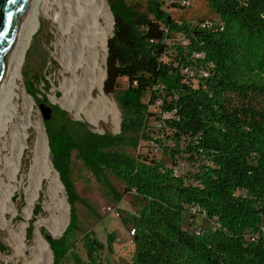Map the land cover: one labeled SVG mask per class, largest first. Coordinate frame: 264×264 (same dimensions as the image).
I'll list each match as a JSON object with an SVG mask.
<instances>
[{
	"label": "trees",
	"instance_id": "trees-1",
	"mask_svg": "<svg viewBox=\"0 0 264 264\" xmlns=\"http://www.w3.org/2000/svg\"><path fill=\"white\" fill-rule=\"evenodd\" d=\"M106 1L113 28L102 90L121 113V133L85 131L76 142L43 119L70 207L61 236L41 229L52 264H66L68 256L73 264H111L103 251L113 250L112 235L106 246L87 235L84 257L77 248L78 197L68 175L72 149L98 179L108 171L140 198L136 213L124 220L134 230L130 264H264V0H204L215 14L210 20L176 18L164 0H146L143 13L125 0ZM23 77L26 93L39 103L35 88L41 82L48 89L47 81ZM151 106L160 110L161 139L148 136ZM135 133L152 140L173 166L113 151L138 147V137H129ZM181 161L191 164L185 173ZM197 218L209 224L184 227Z\"/></svg>",
	"mask_w": 264,
	"mask_h": 264
},
{
	"label": "rangeland",
	"instance_id": "rangeland-1",
	"mask_svg": "<svg viewBox=\"0 0 264 264\" xmlns=\"http://www.w3.org/2000/svg\"><path fill=\"white\" fill-rule=\"evenodd\" d=\"M71 1L73 0H43V3L38 7V29L27 49L16 92L11 99L10 105H8L7 111H3L2 114L0 113V264H45L49 256L48 253L40 251L36 244L37 222L40 219H50L52 217L67 221L64 229L57 236L52 235L47 227H40L39 235L41 238H43L41 229H44L53 238L61 236L70 222V207L63 186V197L67 208L63 210L57 209L56 211L51 209L52 205L56 204L51 201L47 194V181L44 182L42 191L39 193L32 208L27 204L28 194L32 193L31 183L28 178L31 159L30 149L26 150L23 163L16 172L17 174L12 171V147L14 146L15 129H17L20 117L24 115L22 108L27 97H30L34 102L31 121L32 123L42 125L47 144L48 138L43 124V115L39 109L40 104L53 109L49 118V124L53 131L64 129L76 142L85 135V131L96 135L111 136L121 133V113L112 96L104 94L110 100H102L101 103H97L96 105H93L92 102L87 104V106L84 105V110L80 114L81 118L62 108L56 102L63 95L62 91L59 90L61 82L64 77L70 76V74L65 72V67L62 63V61H65L63 55L65 48L68 49V53L70 51L75 53L87 52L86 56L89 55L90 63L96 59L101 64L104 61L105 66L106 51L102 47V43H98L95 48L88 51L85 47L82 48L75 42L78 40L76 33L80 29L79 26L81 24L77 26L78 28H71V31L74 30L76 33L74 31L65 33L64 29L66 28L68 18L72 17V20L76 19H74V15H71L68 10L69 2ZM125 1L133 5L140 12H146V0ZM108 10L110 14L101 15L97 18V23L95 22L97 30L99 29L101 33H108L107 38L111 35L113 28V18L109 7ZM172 15L176 18L194 20H210L215 18V14L208 8L204 0H193L190 6L183 8L181 11L172 12ZM79 22L81 23V21ZM100 32L98 33L100 34ZM24 72L28 73L29 77L35 76L36 79H45L48 83V89H45V85L41 82L35 88L40 92L37 96L40 99L39 103H36L25 91L27 82H25L23 77ZM84 75L85 73L82 68L78 71V77L84 78ZM95 75L98 76L99 74L95 72ZM125 86V80L121 79L120 88ZM98 94V91L94 93L93 98L95 100H97ZM44 96L46 100L42 99ZM54 108L64 112L65 116L58 115L54 111ZM149 111L154 113V115L148 120V127L151 129V132H148V136L150 139L154 137L161 139V135H158L160 132H157V130L161 129L158 118L161 116L160 110L155 106H151L149 107ZM87 115H99L98 123L92 125L85 119ZM167 116L163 114L161 118H166ZM29 133L30 138L28 141L32 148L37 137V130L31 127ZM129 137H138V147H116L113 151L117 155L135 159L139 153H142L159 158L168 166H173L172 161L162 155L152 140L145 139L136 133L130 134ZM178 166L183 173L191 168V164L185 161H181ZM68 175L78 197V200L74 204V215L79 239L77 248L81 255L85 256L81 241L87 235L95 237L105 246L107 245L108 236L112 235L114 238L113 250L109 252L105 248L103 256L111 264H130L133 244L132 237L129 236V230L132 226L124 220L136 213L140 206V198L133 191L125 192L124 183L116 179L108 171H105L103 179H98L93 170L84 165L75 149L69 152ZM108 208H112L114 211L110 212ZM29 210L30 218L26 228L23 230V224L26 222L24 216ZM35 211H39V213L34 215ZM33 219L32 234L28 238L27 228ZM189 220L187 219L184 222V227L187 229H202L209 224L207 218H197L195 225L191 227ZM17 244L20 246L19 251L15 249ZM65 263L73 264L70 256L66 258Z\"/></svg>",
	"mask_w": 264,
	"mask_h": 264
},
{
	"label": "bare ground",
	"instance_id": "bare-ground-1",
	"mask_svg": "<svg viewBox=\"0 0 264 264\" xmlns=\"http://www.w3.org/2000/svg\"><path fill=\"white\" fill-rule=\"evenodd\" d=\"M43 3V0H32L31 6L27 11V16L22 22L18 31L15 44L12 48L10 58L6 65V71L4 77L0 83V113L6 112L8 105H10L11 99L16 92L17 84L19 81V75L23 66L24 58L27 53V49L31 43V40L38 29V7ZM68 10L72 17L68 18L66 23L65 33H69L71 28H78L76 33L78 40L75 41L82 48L86 50H92L98 43H102V47L105 49L107 40V34L101 33L97 30V24L95 22L101 15L105 16L110 14L108 6L105 0H73L69 2ZM67 8V7H66ZM70 16V15H69ZM81 21V23L79 22ZM97 23V22H96ZM71 31V32H73ZM100 32V34L98 33ZM75 35V37H76ZM74 42V41H73ZM71 42V43H73ZM78 47V46H77ZM68 49H64V62L62 61L65 72L70 74L69 77H64L59 90L63 95L60 100H56L60 106L75 116L81 118V111L84 110V105L87 106L90 102L93 105L101 103L102 100H110L106 97L102 90V82L104 80V61L97 62L96 59L92 63L89 62L86 53H75ZM91 58V57H90ZM84 70V78L78 77V71ZM95 72L99 75L96 76ZM98 91V98H93L94 93ZM34 102L30 97L23 103L24 115L20 117L15 129L14 146L12 147L13 153V172L16 173L23 163V159L27 149L31 150L30 165L28 178L31 183L32 193L28 194L27 204L32 208L33 204L37 200L39 193L42 191L45 181L48 182L47 194L51 201L56 204L52 205V210H63L67 208V204L63 197V187L58 178V174L55 171L48 149L47 140L43 131V127L39 123H32L31 116L33 111ZM89 106V105H88ZM85 119L92 125L98 123L99 115H87ZM34 127L37 130V137L31 148L29 144L30 133L29 129ZM3 150V148H1ZM11 166V167H12ZM12 169V168H11ZM12 172V173H13ZM17 174V173H16ZM15 174V175H16ZM26 222L23 224V230L26 228L29 218L30 210L25 214ZM65 220H59L54 217L50 219H40L36 224V244L40 251L48 253V260L45 264H51V253L47 243L39 235L40 227L45 226L49 229L52 235L57 236L61 233L66 225ZM17 251L20 250V246L15 247Z\"/></svg>",
	"mask_w": 264,
	"mask_h": 264
},
{
	"label": "water",
	"instance_id": "water-1",
	"mask_svg": "<svg viewBox=\"0 0 264 264\" xmlns=\"http://www.w3.org/2000/svg\"><path fill=\"white\" fill-rule=\"evenodd\" d=\"M31 2L32 0H0V83L4 77L6 65L15 44L18 31L27 16ZM39 109L42 112L43 119L48 120L52 109L44 104H40Z\"/></svg>",
	"mask_w": 264,
	"mask_h": 264
},
{
	"label": "built area",
	"instance_id": "built-area-1",
	"mask_svg": "<svg viewBox=\"0 0 264 264\" xmlns=\"http://www.w3.org/2000/svg\"><path fill=\"white\" fill-rule=\"evenodd\" d=\"M191 1L193 0H164V6L166 8V11L172 13L174 11H181L183 8L188 7L191 5ZM179 5V7L177 6ZM108 210L110 212H113L114 209L112 208H108ZM134 235V230L131 229L129 230V236H133Z\"/></svg>",
	"mask_w": 264,
	"mask_h": 264
}]
</instances>
